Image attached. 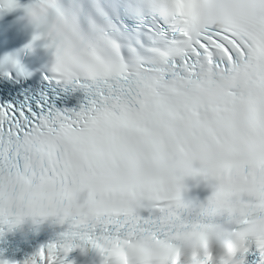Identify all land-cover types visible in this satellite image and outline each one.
Instances as JSON below:
<instances>
[{
  "label": "snow or ice",
  "instance_id": "snow-or-ice-1",
  "mask_svg": "<svg viewBox=\"0 0 264 264\" xmlns=\"http://www.w3.org/2000/svg\"><path fill=\"white\" fill-rule=\"evenodd\" d=\"M25 14L52 50V91L0 104V176L86 184L101 204L24 264H71L85 243L103 264H182L177 238L204 227L181 199L190 176L216 181L196 219L235 218L219 264H264V0H32ZM77 88L78 110L54 106Z\"/></svg>",
  "mask_w": 264,
  "mask_h": 264
},
{
  "label": "clouds",
  "instance_id": "clouds-1",
  "mask_svg": "<svg viewBox=\"0 0 264 264\" xmlns=\"http://www.w3.org/2000/svg\"><path fill=\"white\" fill-rule=\"evenodd\" d=\"M101 196L86 184L65 185L56 177L43 179L24 177L22 175L0 176V228L11 230L24 225L38 227L45 221L52 224L66 225V229L74 227L82 219L92 221L100 210ZM192 212L191 223H203L199 233L190 229L177 238L173 246V254H178L182 264H196V260L206 252H211L216 264L225 258L227 247L233 242L232 233L225 224L235 223L231 212H218L206 219H196L198 211ZM225 216L218 222L216 217ZM103 264V257L93 246ZM81 252L86 251L84 244L79 246ZM168 254V249H160L153 253L156 257ZM117 259L126 257L111 256L113 264Z\"/></svg>",
  "mask_w": 264,
  "mask_h": 264
}]
</instances>
